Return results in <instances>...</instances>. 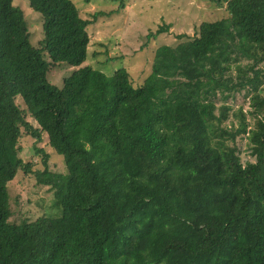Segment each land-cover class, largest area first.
<instances>
[{
	"label": "trees",
	"instance_id": "1",
	"mask_svg": "<svg viewBox=\"0 0 264 264\" xmlns=\"http://www.w3.org/2000/svg\"><path fill=\"white\" fill-rule=\"evenodd\" d=\"M213 1L228 17L157 48L136 88L125 68L85 65L93 21L72 0H29L38 48L0 0V264H264V0ZM58 63L78 68L62 89L48 80ZM43 135L65 173L43 150V171L22 159V138ZM19 173L49 188L59 217L10 221Z\"/></svg>",
	"mask_w": 264,
	"mask_h": 264
},
{
	"label": "rangeland",
	"instance_id": "2",
	"mask_svg": "<svg viewBox=\"0 0 264 264\" xmlns=\"http://www.w3.org/2000/svg\"><path fill=\"white\" fill-rule=\"evenodd\" d=\"M14 6L23 12L30 33V41L36 48L44 39L43 19L34 12L29 0H13ZM83 19L93 21L88 32L90 45L88 59L85 65L100 70L111 76L119 69L125 68L130 73L134 87L143 85L151 73V66L156 49L163 45L175 47L181 42L198 36L199 27L203 22H216L228 17L226 3L218 5L213 0H72ZM122 2L124 6H122ZM96 16V19L94 18ZM169 30L157 39H150L151 33L162 26ZM183 36L182 39L179 37ZM47 57V56H46ZM76 67L66 63H58L51 67L48 80L54 86L62 89L63 82L69 78ZM264 96V86L262 90ZM25 108L20 98L16 99ZM243 103V98L230 101L236 111ZM246 106L245 111H248ZM231 121L237 126L238 121ZM29 122L37 124L31 118ZM241 156L249 159L246 140H238ZM21 157L25 162L33 161V171H43L45 165L37 150H43L49 155L48 167L54 173H65L63 158L48 145L46 136L36 143L33 138L23 137L21 140ZM8 192L12 209V223L23 220L34 221L39 217H59L60 212L54 208V196L46 186L39 185L34 174H18L8 183ZM59 215V216H58Z\"/></svg>",
	"mask_w": 264,
	"mask_h": 264
}]
</instances>
